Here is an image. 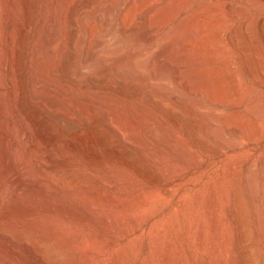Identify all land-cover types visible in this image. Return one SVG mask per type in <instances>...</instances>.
I'll return each mask as SVG.
<instances>
[{"label": "bare ground", "instance_id": "6f19581e", "mask_svg": "<svg viewBox=\"0 0 264 264\" xmlns=\"http://www.w3.org/2000/svg\"><path fill=\"white\" fill-rule=\"evenodd\" d=\"M206 1H207L206 3L198 4L197 0H121L120 13H119V16L116 17L117 24H118L117 26L119 27L116 30V27L113 28V19H112V16L114 14L112 13L113 7L117 6L114 4L116 0H35V4L34 3L32 4L36 6V11L31 10V11H34L35 13L32 12L33 17L30 20V24H29V30H30L29 36L30 37L28 36L29 38L28 40H27V37L25 38L28 41V45H25L27 46V49H28V51L26 52L28 56L24 58L26 59V66L28 69V74L27 76L25 74V76L28 77V81L26 77L25 79L27 82H29L28 83V87L30 89L29 96L32 102L29 104L31 105V109H28V110H31V112L27 110L29 112L27 113L25 112V109L22 107L24 105L20 104V102L22 101L21 97L24 91L22 92V89L20 90L17 87L18 80H16V75L14 74L16 72V66L18 65L16 64V59H19L16 57L18 55L21 56L20 55L21 53L19 52L20 47L16 48L17 45H15L16 44L15 36L17 35L14 33V27L16 26H14L13 23L15 21H13L12 23L11 21L12 19L10 18L11 16L9 17L11 20L6 19L8 17L4 18L2 16L3 15L1 11L2 0H0V116L4 120L5 129H6L5 130L6 133H3V134L7 135V136L1 135V137L5 136L9 144L8 150H5V151H8L10 156H13V158L17 160L16 162L19 163V164L16 163L17 165H19V168L16 167L18 168V170L16 168L13 169V171H15V169L17 170L15 171L16 173L12 174L11 172V176H8L9 177L8 180L6 179L5 182L4 180L2 183L0 182V210L4 214L6 213L5 214L6 219L5 218L0 219V258L7 257V259L5 260L8 261L9 259L10 261L8 262H11L12 264H21L23 253L27 252L36 264H80L81 263L80 261L77 262L73 260L72 256H74L73 255L74 251L71 256V253H68V251H64L61 249L65 247L64 241L56 242L58 241L57 239L54 241L55 238H58L60 237V235H62L60 234L61 232L59 233L60 235H57V233H54V232H51L52 234L50 235L43 234L41 231H39V228H37L38 229L37 231L31 229L30 228L32 226L31 224V226H29V228L26 229L27 230L26 233L29 234V237H25V235L20 230L17 229V226L23 223L24 224L32 223L36 216H34V214L31 212L33 215L25 213L22 216V218L20 217V219H18L17 217V219H15L14 218L15 216L14 217L10 216L7 210L11 209L12 204L15 205L17 203L18 199L20 198V192L22 191V190L20 191V189L22 188L23 184L33 188V186L36 184L35 180L37 179L38 176L43 178V183H41L42 180L41 181L38 179L37 180L40 181L41 185L43 184L42 186L44 187L43 189H45L44 191L47 190L50 193L65 189L68 185V183H66L67 185H65L66 186L65 187L63 186V184L55 183L49 178V176H47L44 173L46 172L45 170H49L50 172L58 171L57 169L59 165L58 161L60 160V157H63V156L55 152L58 149L53 151L54 145L51 147L52 150L46 151L45 149H43L45 150L46 153H44L42 149H39L40 143L37 141L38 139L36 140L35 138L39 136V137H44L45 139H47L46 138L48 136L47 128L48 129L51 128L48 126L47 128H44L45 127L44 120L46 119H44L45 117L42 119V110H44L43 107L44 108L47 107L50 110H53L55 112L57 111V113L64 112L65 114L71 117L77 114V117L78 116L85 117L87 121H92V122L93 120L95 121L98 119L95 113L97 112L96 107L98 108L103 107L109 118L108 120L110 121V123L112 124V126L114 127V129L116 130L118 134V135L114 134L118 136V139L117 137H114L117 140L112 142L113 145L111 144L112 145L111 149L114 152L113 154H117L120 158L122 156H125L130 161L132 169H134L139 175L137 176L138 178L136 177V179L132 180L131 182L132 184L131 194L133 193L135 195V198H137V201H138L136 202L139 203L138 205L140 207H143V212H144V207L148 208L146 206L151 205V204L153 205L156 202H159L160 209L159 210L157 209L158 212L156 213H154L152 210L153 214L147 215L145 218L140 220V218L142 217H140L141 215H139L140 211L138 209H141L139 207L138 209H135L137 210V213L139 211V213L137 214L138 216H135L136 213L134 216H129L130 214L126 215V213L125 214L122 212L120 213V211L119 213L115 212V213H118L116 215L115 213L110 215L111 213L108 214L101 208L94 206V204L96 203H94L93 205L91 204L90 206L89 204H87V202L84 201L85 203L84 204L82 203V204L87 209V211L92 215V217L93 216L97 218L99 217L102 223L105 224V226H107L108 224L110 225L114 224L117 227H120V228L122 227L124 231L123 234H119V235L111 233V236L106 241L102 239V241L104 240V242H102V246H100V242L91 243L88 241L86 242V244H81V245H77L76 243L77 247L75 249L83 253V259L85 263L86 264H102L104 262V260L101 258V255L100 257L97 255V258L94 259L95 257L89 254V253L99 254L100 253L99 251H101V249H99V246L100 248L101 247L110 248L111 250V248H116L117 246H119L121 242H124L126 245H128L130 243L133 244L134 241H140V240L142 241L144 238L151 237V236H153V241H151L152 242L151 250L149 251L147 250V252H144L143 256L145 255L146 260L148 258V260L154 264H208V262L212 264L213 262L216 264H229L231 258L233 260V264H254L255 263L254 256H256L255 252H256L257 247L256 245L252 244L251 233L249 232L247 227L242 222V219H243L242 218V214H243L242 213L243 212L242 202L243 201L239 193L232 192L233 186H229L227 183L228 179H230L233 176V168H234L233 166L234 165L231 166L229 164L230 166H228V168L223 169L224 170L223 175L217 174L216 178L213 181H210L207 176V174H210L208 172L210 170L209 165H207L205 162L200 160L199 154L196 151V149L193 150L192 147L191 149L187 147L188 145L186 146L185 144H183V142L181 141L182 134L180 135L181 136V139H180L173 131H171L174 125L172 127L171 125L168 126L169 128L171 127L170 130L165 129V127L163 128L161 124L159 126L158 124L153 123L154 124L153 125L151 124V122H149V118L151 117L146 118L148 114H146L145 112H144L145 114L141 113L139 110L140 108H138L140 105V104L138 105V103L141 102L140 101L141 96L139 94L141 90L139 91L138 89H136L137 88L136 80L139 78H142V80L143 78H145L148 85L150 84V86H153L155 88L156 92H154V95L155 93L158 92V95L155 96L156 101L158 100V103H160L163 106H165L164 100H163V98L165 97L168 100H172L175 104H179V106L189 105L192 108V110L195 111V113L196 112H202V113L207 112V113H211L212 116L213 115L222 116V113L225 112L224 109H227L228 107L239 108L242 105V98L243 96H245V94H248V92L243 94L237 85V81L239 79L237 78V74L235 73L233 69L234 63L232 59L230 58L229 53L226 50V47L231 46L237 51V53L240 55L241 59L243 60V63H245L248 66L247 68L250 70L249 73L255 72L254 69L252 68L253 65H251L249 54L252 51L254 52L253 46H252L253 44L257 43L259 39H262L264 41V25L259 20H255V21L247 20V21H241L237 23L235 26H233L232 28L228 29L224 25V20L222 16L223 13L221 14L222 11H220L221 8H219V6L215 4H212L210 0H206ZM10 2L11 0L9 1V3ZM23 2L25 3L26 13L30 12L31 3L29 2V0H24ZM11 4L12 5L16 4V2L11 3ZM35 6H32V9L33 8L35 9ZM238 6L236 7L234 5H231V3L226 4V8L233 14L239 13ZM15 9L16 8H14V10ZM15 11H13L14 14L12 15H15V13L17 14V10ZM23 12L25 11H22V13ZM111 13H112V16H111ZM132 15H137L138 19L136 18L137 21L135 23H133L134 21H131L133 24L132 23L130 24L129 18ZM17 17L19 19V16ZM18 19L16 21L21 22ZM22 25L23 24H21V26ZM19 26L20 25L18 24L17 28ZM141 26H144L149 29H152L156 26L158 27L168 26L169 31L162 38L163 40H161L160 42H159L160 39L156 40L157 44H155L152 50L141 51V50L135 49L132 54L128 52L131 55L124 57V59L121 62L116 64L117 66H115L114 64L115 62L108 60L109 63L110 62L113 63L114 64L113 66L116 67L114 71L116 73L115 80L110 79L112 77H110L109 74L107 75L105 71H101L103 68H101V70L99 69V72L97 71L96 73H94V70H96L95 68L97 66L98 67L103 66V65L99 66L100 63L103 64L102 63L103 60H107L108 58L114 56L116 52L121 51L122 45L127 40V38L132 37L133 39H135V35L137 34L136 31ZM25 29H26L25 27H22V31H23L22 34H25L24 33ZM149 29L148 30L146 29V30L149 32L150 31ZM146 30L144 29V31ZM140 35L142 36V34ZM150 35L151 37L155 39V36H156L155 32L150 31ZM150 35H147V36H150ZM136 38H137V35H136ZM147 39L149 38L147 37ZM135 40L138 41V39H135ZM20 41L22 42V40ZM130 41L128 40L127 42L129 43ZM21 42H20V45H21ZM127 42H125V44ZM69 46L73 48L74 53H73V56H71L72 58L70 60L68 58V61L65 56L66 58L65 61H67L66 62L67 64H66L65 69L61 71L60 64L63 62V59L61 58L62 62L60 63L61 61L60 57H61L62 52L64 50L66 51L67 47ZM136 48H140L139 45L137 47V44H136ZM123 50H125V47L122 49V51ZM235 50L233 51L235 52ZM258 51H261V49L260 50L258 49ZM23 54H25V52ZM67 54L69 53H66V55ZM258 54L259 53H257V55ZM234 55L235 54H233V56ZM62 57L64 58V56ZM254 57H255V54H254ZM153 59L154 61L157 60L159 67H156V68L158 69H154L152 67ZM99 61L101 62L99 63V65H97V62ZM63 63L62 65L64 67L65 62ZM111 66H110V71L112 70ZM107 69L109 70V68ZM261 72L264 75V71L262 69H261ZM240 73H241V70H240ZM115 75H112V76H115ZM255 77H257V75ZM263 77L264 76H262V78ZM240 79H243V78H240ZM22 80L25 82L24 79ZM256 80L258 81V79ZM239 82H241V80ZM256 86L258 87V85ZM10 87H13L12 91H9ZM136 90H138L139 93ZM52 91L53 92L56 91L62 103H59V101H57L58 103H56L52 100L53 98L51 94L56 95ZM127 92H129L132 96H135V97L131 98L132 103L129 102L127 98V101L130 104L125 105L122 103L123 102L122 98H125L124 96L126 97L128 96ZM141 93L143 95L146 94V93H143V91ZM160 93L163 95H161ZM198 96L205 97L210 103L215 105V109L205 110L206 107L204 106V103L206 102L205 100L199 98ZM257 96H260V95L258 94ZM129 97L131 96L129 95ZM145 97L146 96H144V98ZM125 100L126 99H124V101ZM146 100H148V98ZM144 102L146 103V101ZM25 103L26 101L24 102V104ZM141 103L144 106L143 101ZM147 105L149 106V104ZM117 106L123 107L122 109H124L123 112H125V114L131 113V114H135L139 116L140 121H143L144 125L141 123V126L142 125L143 126L139 127L136 124L137 122H134V120L133 121L131 120V123L128 124V121L126 122L124 117L122 116L123 114L119 112L120 110L116 109ZM69 107L70 108L72 107L74 109V112L72 111L73 109L71 108L72 110H70ZM143 109H146V108L143 107ZM174 109H177V108H174ZM262 110H264V104H263V107L262 105L260 106L256 103L252 104V112H254V114L256 113L258 116H260L259 114H261ZM177 111L179 110L177 109ZM169 112H170L169 117L173 121V124L176 123L178 124V126L181 125V126H184L185 128L187 127V123H185L182 116L179 115L178 112H174V110H169ZM187 113L189 112L187 111ZM240 114L241 112L239 109L234 111L231 114L230 118L232 119V121L228 125L227 129L220 126L219 123L218 124L214 123L215 126H205L201 128L198 131V135H196L197 137L199 136L202 140H205L208 137L209 139H212L216 143L213 147H208V145L206 144L207 148H210V149H205L204 147L202 148H204V152L208 151L207 154L209 153L208 155H210L213 158V160H215L214 165L219 170L221 167V163L223 162L225 152H234L238 148H241V147L243 148V146H248L250 148V146L255 144L256 138L261 132L260 128L262 126L260 128L259 126L256 127L254 123H251L252 121L247 122L246 118H245L246 121H244L245 119H243V121L238 120ZM51 115L52 114H50V116ZM262 115L264 116V114ZM157 118L159 119L160 117L158 116ZM82 119L81 121L84 120ZM150 121L152 120L150 119ZM187 121H189V119H187ZM162 122H159V123H162ZM170 123L171 122H169V124ZM2 124L0 128L2 127ZM188 125H190L191 127V124L188 123ZM175 130L177 131L178 129H175ZM1 131H0V134H1ZM83 132H86V131H83ZM74 133L76 132L74 131ZM88 133L87 135H89ZM184 133L185 132L183 130V134ZM79 134H81L80 131H79ZM87 135L85 134V137H87ZM80 136H82V134ZM82 137H84V135ZM114 138L112 140H114ZM50 139H52V137H50ZM61 139H64V138H61ZM75 139L77 138L75 137ZM88 139L86 141H93L96 138L94 139L92 138L93 140L92 139L88 140ZM55 140L56 139H54V141ZM57 140L60 141V139H57ZM245 140L247 143L245 142ZM25 141L26 142L28 141V145H30V148L32 150H37V151L38 149L42 150L44 154L42 153L43 155L40 157L39 160L37 159L38 157L36 158L37 160L35 161L32 158L26 157L27 154L23 151L26 148L25 143H24ZM70 141L72 143V139ZM98 141L100 142L99 139ZM206 141L207 140H205V142ZM59 143H61V141ZM93 143L95 144V142ZM107 143L110 144L109 141ZM43 144L45 143H42V145ZM47 144L48 145L51 144V140H50V143L48 142ZM85 144L87 143L85 142ZM72 145L74 146L73 143ZM72 145L71 147H73ZM204 145L205 143L203 142V146ZM75 146L73 148H75ZM71 147L69 149H72ZM80 148L81 147H79V150ZM132 148L133 150L135 149L136 151H138V153H140L141 158H135L132 155L133 153ZM1 149H3V147ZM87 149L89 150V152L94 151L93 148L91 149L92 151H90L89 147ZM105 149L107 150L106 147ZM112 150L110 151L112 152ZM22 151L25 153V155L23 154ZM67 151L68 150H65L64 152H67ZM165 152L169 154L168 157L166 156ZM202 152H203V149H202ZM95 153L96 155H98L97 152ZM100 154L101 152L99 153V155ZM38 155L36 153V156ZM32 156L33 155L31 154L30 157ZM75 157H74V160H76ZM65 158H61V160H64ZM90 158H93V157L91 156ZM120 158L118 159L119 161H120ZM11 159L12 157L9 159V162L13 164L12 161H10ZM93 159L95 160V158ZM2 160H5V159H1V162ZM74 160L69 159L67 157L64 160V163H62V165L66 164L69 168H73V166L75 165ZM6 162H8L7 159H6ZM8 164L5 163V165H8ZM81 164H85V163L81 162ZM0 165H2L1 167H3V163H0ZM82 166L84 167V165ZM6 167L3 170L1 168V170L2 171L5 170L6 172ZM87 167L88 165L86 166V168ZM81 168L82 167H79L77 169L80 170ZM9 169H10V166H9ZM75 169L73 170L75 171ZM89 169H90V166L89 168L83 169V170L87 171ZM93 169L95 168L93 167ZM122 169L123 168H121V170ZM10 170L12 171V169ZM96 172L97 171H95L94 174H96ZM83 173L80 172L79 174H83ZM91 173H93V171ZM62 174L65 175L66 173H62ZM122 174L121 175L119 174L120 176L118 177H121ZM8 175H9V172H8ZM2 176L3 175H1V177ZM73 177H75L73 179H77L76 178L77 175L76 176L74 175ZM87 177H88V172H87L86 178ZM218 177H221L222 179H219ZM100 179L102 181L104 179L103 176L102 178H99V180ZM105 179H106L105 181L108 184H111L109 178L107 179L105 177ZM112 179L114 180V178ZM72 181H69L70 186H72L71 184ZM78 181L80 182L81 179L79 180L78 178ZM105 181H103V184ZM126 182H127V179H126ZM87 184L88 183L86 182L84 184L82 183L81 185H83L84 187H81L77 183L76 184L73 183V186L70 187V189L67 187L68 192L66 191L67 192L66 194L69 197L71 196V194H73L72 196H75L79 194L80 191L83 190L84 188H87V191L85 190V192H82V193H85V194L90 193L91 190L90 192H88L89 190H88V187L86 186ZM91 184L92 183H90V185ZM96 184H98V182ZM90 187L91 186H89V189H92V191L94 192V189ZM92 187H94L93 184H92ZM99 187L101 188V186ZM125 188L127 189V187ZM110 190H106V191H110ZM64 192H63V195H64ZM97 192L98 190L95 191V193ZM85 196L86 195H84V197ZM82 197H83V194H82ZM107 198H105V200ZM128 199L131 201L129 197ZM94 202H97V201H94ZM3 204L5 206H3ZM98 204L99 206L101 205L100 202ZM132 204H133L132 202H131V205L129 204L130 207L132 206ZM9 205H10V208H8ZM37 205H40L42 207L41 202H38ZM75 207L77 208V206ZM132 207L135 208V206H132ZM124 208H126V205ZM81 209H83V207ZM103 209H106V208H103ZM255 209L257 211V207ZM135 210H133L132 212L134 213ZM86 212L85 213L83 212V214H86ZM82 216L84 215H81V217ZM82 218L84 219V217ZM92 222L93 220L91 221V223ZM46 223L47 222H45V224ZM262 227H264V224ZM98 234H95V236ZM101 234L103 235L104 233H100V235ZM86 239L89 240L88 237H86ZM68 241L71 243V240L68 239ZM123 247L126 248V246H123ZM133 247L136 248L135 246ZM125 253L127 252H124L123 255ZM128 257H127V260H129ZM83 259H82V263L84 262ZM109 259H111L112 264H120V261L117 255L116 257L113 256Z\"/></svg>", "mask_w": 264, "mask_h": 264}, {"label": "rangeland", "instance_id": "374dc122", "mask_svg": "<svg viewBox=\"0 0 264 264\" xmlns=\"http://www.w3.org/2000/svg\"><path fill=\"white\" fill-rule=\"evenodd\" d=\"M9 1L10 0H2V4H1V11H2V16L4 17V18H6V17H8V18H6V19H9V20H11L12 21V23H13V21H15L14 23H13V25L14 26H16V27H14V33L15 34H17L16 36H15V45H17L16 46V48H18V47H20L19 48V52L21 53L20 55L21 56H17L16 58H19V59H16V64H18L17 66H16V72L14 73L15 75H16V80H18L17 82H18V88L21 90L22 89V92H23V95H22V101L20 102V104L21 105H24V106H22L24 109H25V112H27V113H29L28 111H30L31 112V110H28V109H31V105H29L30 103H32L31 102V100H30V96H29V94H30V89H29V87H28V83L29 82H27L28 81V77H26L27 76V74H28V69H27V66H26V59H24V58H26L27 56H28V54L26 53L27 51H28V49H27V46H25V45H28V36L30 35V30H29V24H30V20L32 19V17H33V13H35L34 11H36V6L34 5L35 4V0H32V1H30L29 0V2L31 3V9H30V12H27L26 13V10H25V3L23 2L24 0H22V1H20V0H14V1H12L11 0V2L9 3ZM20 1V2H19ZM216 1V2H215ZM218 1V2H217ZM16 2V4H11V3H15ZM207 1L206 0H197V3L198 4H203V3H206ZM210 2H212V4H215V5H217V6H219V8H221L220 9V11H222L221 12V14H222V16H223V20H224V25H225V27L226 28H228V29H230V28H232L233 26H235L237 23H239V22H241V21H255V20H259L261 23H263V25H264V0H214V2H213V0H210ZM222 2H223V4H222ZM226 2V3H225ZM17 3H18V5H17ZM32 3H34V4H32ZM227 3H231V5H234V6H238L239 7V9H238V11H239V13H241V14H237V13H231L227 8H226V4ZM115 5H117V6H114L113 7V11H112V13H114L113 14V16H112V13H111V16H112V19H113V28H115L116 27V30L118 29V27L119 26H117L118 24H117V18L116 17H118L119 16V13H120V9H121V0H116V2L114 3ZM236 4V5H235ZM223 5V6H222ZM22 6H23V8H22ZM32 6H35V9L33 8L32 9ZM224 7H225V9H224ZM10 8H12V9H10ZM14 8H16L15 10H17V14L15 13V15H12V14H14L13 13V11H15L14 10ZM244 8V9H243ZM23 9V10H22ZM222 9H224V10H222ZM241 9V10H240ZM31 10H34V11H31ZM116 10V11H115ZM225 10H226V12H225ZM227 10H228V12H227ZM6 13H4V12ZM12 11V12H11ZM22 11H25V12H23L22 13ZM16 12V11H15ZM33 12V13H32ZM11 13V14H10ZM26 13V14H25ZM32 15H31V14ZM242 13H243V15H242ZM225 14V15H224ZM232 14V15H231ZM5 15V16H4ZM19 16V19H18V17L17 16ZM116 15V16H115ZM11 16V17H10ZM14 16V17H13ZM28 18H27V17ZM30 16V17H29ZM135 16V17H134ZM225 16V17H224ZM228 18H227V17ZM11 19H10V18ZM19 20V21H21V22H18V21H16L17 19ZM25 17V18H24ZM14 18V19H13ZM27 18V19H26ZM132 18V19H131ZM138 19V16L137 15H132L130 18H129V22H130V24L132 23L131 21H134L133 23H135L136 21H137V19ZM237 18V19H236ZM243 18V19H242ZM29 19V20H28ZM253 19V20H252ZM28 22H27V21ZM115 20V21H114ZM226 20H228V21H226ZM235 20H236V22H235ZM25 21V22H24ZM17 22V23H16ZM116 22V23H115ZM229 22V23H228ZM26 24V26H25V24ZM132 23V24H133ZM232 23H234V24H232ZM18 24L20 25L18 28H17V26H18ZM21 24H23L22 26H21ZM227 24V25H226ZM21 27V28H20ZM22 27H25L26 29H25V34H22L23 33V31H22ZM141 28H143V29H141ZM144 29L146 30H148L149 28H146V27H144V26H141L137 31H136V35H137V38H136V35H135V39H138V41L137 40H135V39H133L132 37H129V38H127V40L125 41V42H127L128 40L130 41L129 43L127 42L126 44H125V42L123 43V45H122V49L125 47V50H123L122 51V49H121V51H118V52H116V54L114 55V56H112V57H110V58H108L107 60H103L102 61V63L103 64H101L100 62L101 61H99V62H97V65H99V63H100V65L99 66H101V65H103V66H101V67H98L97 65H95V66H97L95 69L96 70H94V73H96L97 71L99 72V69L101 70V68H103L101 71H105L106 73H107V75L109 74V76L110 77H112V78H110V79H112V80H115V77H116V73L114 72L115 71V66H117L116 64H118L119 62H121L123 59H124V57H127V56H129V55H131L133 52H134V50L135 49H138V50H141V51H149V50H152L153 49V47L155 46V44H157L156 43V40L157 39H160L159 40V42L161 41V40H163L162 38L166 35V33L169 31V27L168 26H160V27H158V26H156V27H154V28H152V29H149L151 32L153 31V32H155V34H156V36H155V39L153 38V37H151V35H150V31L148 32L147 30L146 31H144ZM18 30V31H17ZM20 30V31H19ZM115 30V29H114ZM27 31H28V33H27ZM142 31H144V32H142ZM19 32V33H18ZM116 33V32H115ZM142 34V36L140 35V34ZM146 34V35H145ZM21 35H22V37H21ZM139 35V36H138ZM145 35V36H144ZM147 35H150V36H147ZM19 37V38H18ZM27 37V40L25 39ZM30 37V36H29ZM138 37H140V38H138ZM145 37V38H144ZM147 37L149 38V39H147ZM151 37V38H150ZM21 38V39H20ZM24 38V39H23ZM18 39H20V40H22V42L20 41V40H18ZM135 40V41H134ZM140 40H141V42H140ZM146 40H147V42H146ZM17 41V42H16ZM20 42H21V45H20ZM137 42V43H136ZM139 42V43H138ZM263 42V43H262ZM17 43H19V44H17ZM24 43V44H23ZM124 44H125V46H124ZM136 44H137V47H138V45H139V47L140 48H136ZM152 44V45H151ZM128 45V46H127ZM260 45H261V47H260ZM263 45V46H262ZM124 46V47H123ZM135 46V47H134ZM144 46V47H143ZM253 46V50H254V52L252 51L250 54H249V58H250V62H251V65H253L252 66V68L254 69V71L255 72H251V73H249L250 72V70L247 68L248 66L245 64V63H243V60L241 59V57H240V55L237 53V51L233 48V47H231V46H227L226 47V50H227V52L229 53V56H230V58L232 59V61H233V63H234V71H235V73L237 74V78L239 79H237L238 81H237V85H238V87H239V89H240V91L244 94V93H247L248 92V94H245V96H243V98H242V105L239 107V108H233V107H228L227 109H224V111L225 112H223L222 113V116H212V114L211 113H202V112H196L195 113V111H193L192 110V108L189 106H186V105H183V106H179V104H175L172 100H168L167 98H163V100H164V104H165V106H163V105H161L160 103H158V100L156 101V95H158V92L157 93H155V95H154V92H156V90H155V88L153 87V86H150V84L148 85V83H147V81L145 80V78H143V80H142V78H139V79H137L136 80V82H137V88L136 89H138L139 91H140V93L138 92V90H136L139 94H140V101L142 102L143 101V104H144V106L142 105V103L140 102V103H138V105H139V107L138 108H140L139 110H140V112L141 113H143V114H148V116H146V118H149V117H151V118H149V122H151V124H158L159 126H160V124H161V126L164 128L165 127V129H167V130H170L171 129V127L173 128V129H171V131H173L180 139H181V136H182V139H181V141L183 142V144H185L187 147H189V148H193V150H195L196 149V151L198 152V154H199V158H200V160L201 161H203V162H205L207 165H209V173L210 174H207V176H208V179L210 180V181H213L215 178H216V175L218 174V175H223L224 174V168H228V166H232V165H234L233 167V176L230 178V179H228V185L229 186H233V188H232V192L234 193H239L240 194V196H241V199H242V203H243V214H242V222H243V224L247 227V229L249 230V232L251 233V238H252V244H254V245H256V252H255V255L256 256H254V258H255V260H254V264H264V229H262V228H264V227H262L263 226V224H264V217H263V215H264V205H263V203H264V116L262 115V114H264V110H262L261 111V114H259L260 116H258L256 113L254 114V112H252V104H258V105H262V107H263V104H264V98H263V96H264V77L262 78V76H264L263 74H262V72H261V69L264 71V52H262V51H264V41L262 40V39H259L258 41H257V43H255V44H253L252 45ZM259 46V47H258ZM22 47V48H21ZM128 47V48H127ZM131 48V50H130V48ZM263 47V48H262ZM69 48V49H68ZM151 48V49H150ZM255 48V49H254ZM20 49H22V50H20ZM26 49V50H25ZM144 49V50H143ZM232 49V50H231ZM257 49V50H256ZM258 49L260 50L261 49V51H258ZM25 50V51H24ZM233 50H235V52L233 51ZM23 51V52H22ZM73 51V52H72ZM128 53V52H130V53H126V52ZM132 51V52H131ZM258 51V52H257ZM25 52V54H23ZM120 52V53H119ZM122 52V53H121ZM256 52V53H255ZM64 53V54H63ZM66 53H69V54H67L68 55V57H67V55H66ZM73 53H74V50H73V48L71 47V46H69V47H67V49H66V51L64 50L63 52H62V54H61V57H60V60H61V58L63 59V62H65V66L63 67V65H62V60L60 61V69H61V71L63 70V69H65V67H66V62L68 61V58H69V60L72 58L71 56H73ZM124 53V54H123ZM257 53H259L258 55H257ZM261 53V54H260ZM70 54H72V55H70ZM121 54V55H120ZM127 54V55H126ZM233 54H235L234 56H233ZM254 54H255V57H254ZM126 55V56H125ZM253 56V58H252V56ZM23 56V57H22ZM62 56H64V58L62 57ZM65 56H66V58H67V61H65L66 60V58H65ZM70 56V57H69ZM117 56V57H116ZM236 56V57H235ZM259 56V57H258ZM11 57V56H10ZM20 57H22V58H20ZM122 58V59H121ZM235 58V59H234ZM11 59H13V58H11ZM241 59V60H240ZM254 59V60H253ZM25 60V61H24ZM111 60L112 62H115L114 64H115V66H113L114 64L113 63H109V61ZM156 60V59H155ZM237 60V61H236ZM235 61V62H234ZM117 62V63H116ZM153 63H152V67L154 68V69H158V68H156V67H159V65H158V62H157V60L156 61H154V59H153V61H152ZM155 62V63H154ZM241 62V63H240ZM256 62V63H255ZM263 62V63H262ZM236 63V64H235ZM20 64V65H19ZM64 64V63H63ZM155 66H154V65ZM243 64V65H242ZM255 64V65H254ZM262 66H261V65ZM22 65V66H21ZM112 65V66H111ZM157 65V66H156ZM237 65V66H236ZM106 66H108V67H106ZM110 66H111V71H110ZM239 66V67H238ZM242 68H241V67ZM21 67V68H20ZM262 67V68H261ZM23 68V69H22ZM106 68V69H105ZM107 68H109V70L107 69ZM114 68V69H113ZM238 68V69H237ZM241 68V69H240ZM258 68V69H257ZM18 69V70H17ZM20 69V70H19ZM27 71H26V70ZM105 69V70H104ZM108 70V71H107ZM240 70H241V73H240ZM257 71V72H256ZM22 72V73H21ZM112 72V73H111ZM238 72V73H237ZM246 72V73H245ZM248 72V73H247ZM17 73V74H16ZM112 75H115V76H112ZM255 73V74H254ZM13 74V75H14ZM18 74H19V76H18ZM25 74H26V76H25ZM246 76V78H245V76ZM257 75V77H255ZM22 76V77H21ZM244 76V77H243ZM25 77H26V79H27V81H26V79H25ZM249 77V78H248ZM240 78H243V79H240ZM22 79H24L25 80V82L22 80ZM256 79H258V81L256 80ZM85 80H87V79H85ZM241 80V82H239ZM251 80V81H250ZM20 81V82H19ZM144 83H143V82ZM247 82V83H246ZM19 83H20V85H19ZM24 83V84H23ZM251 83H253V84H251ZM245 84H247V85H245ZM22 85V86H21ZM24 85V86H23ZM256 85H258V87L256 86ZM249 86V87H248ZM255 86V87H254ZM262 86H263V88H262ZM28 89H27V88ZM247 87V88H246ZM12 88V89H11ZM242 88H244V89H242ZM144 89V90H143ZM150 89V90H149ZM152 89V90H151ZM257 89H259V90H257ZM13 90V87H10L9 88V91H12ZM244 90V91H243ZM257 90V91H256ZM50 91V90H49ZM143 91V93H146V94H142L141 92ZM246 91V92H245ZM53 92V91H52ZM51 92V93H52ZM153 92V93H152ZM255 92V93H254ZM53 93H55L56 95H54V94H51V96H52V100L54 101V102H56V103H58L57 101H59V103H62V101L59 99V96H58V94L56 93V91H54ZM162 93V92H161ZM160 93V94H161ZM250 93H252V94H250ZM142 94V95H141ZM254 94V95H253ZM260 95V96H257V95ZM28 95V96H27ZM127 97L126 96H124L125 98H122V100H123V104H125V105H128V104H130L129 102H131L132 103V100H131V98H133V97H135V96H132L129 92H127ZM129 95L131 96V97H129ZM161 95H163V94H161ZM249 95V96H248ZM55 96V97H54ZM143 96V97H142ZM144 96H146L145 98H144ZM151 96H152V98H151ZM253 96H255V97H253ZM26 97V98H25ZM27 97H29V98H27ZM199 98H201V99H203V100H205V102L206 103H204V106L206 107L205 108V110H214L215 109V105H213L212 103H210L205 97H203V96H198ZM253 97V98H252ZM261 97V98H260ZM127 98H128V101H127ZM148 98V100H146ZM55 99V100H54ZM124 99H126L125 101H124ZM256 99H257V101H256ZM152 100V101H151ZM165 100H166V102L168 103H166L165 102ZM26 101V105H27V107H26V105L24 104V102ZM29 103H28V102ZM61 101V102H60ZM127 101V102H126ZM144 101H146V103L144 102ZM148 101V102H147ZM171 102V104H170V102ZM246 101V102H245ZM256 101V102H255ZM22 102H23V104H22ZM120 102V101H119ZM126 102V103H125ZM244 102V103H243ZM260 102H262V103H260ZM121 103V102H120ZM119 103V104H120ZM249 103V104H248ZM146 104V105H145ZM147 104H149V106L147 105ZM150 104H151V106H150ZM160 106H159V105ZM245 104V105H244ZM171 105V106H170ZM146 106V107H145ZM174 106V107H173ZM121 106H117L116 107V109H118V110H120L119 112L121 113V114H123L122 116L124 117V119H125V121L127 122L128 121V124H130L131 123V120L133 121L134 120V122H137L136 124L140 127L141 126V123L144 125V122L143 121H140V119H139V116H137V115H135V114H131V113H129V114H125V112H123L124 111V109H122L123 107H121ZM143 107L144 108H146V109H143ZM160 107H162V108H160ZM171 107H173V108H171ZM184 107V108H183ZM187 107V108H186ZM72 108V107H71ZM70 107H69V109L70 110H72ZM97 108V112H95L96 113V117L98 118L97 120H93V122L92 121H87V119L85 118V117H80V116H78L77 117V114H75V116L77 117H75V116H69V115H67V114H65L64 112H58L57 113V111L55 112V111H53V110H50L49 108H47V107H43V109L45 110H42V119L44 118V119H46V120H44V128H47V126L48 127H51V128H47V130H48V132H47V134H48V136L46 137L47 139H45L44 137H36L35 139L40 143V147H39V149H45L46 151H49V150H52V146H53V151L54 150H57V151H55L57 154H61V156H63V157H60V160H61V158H69V159H72V160H74V157H75V159L76 160H74V162H75V165L73 166V168H69L66 164H63L62 165V163H64V160L66 159H64V160H59L58 161V171H49V170H45L46 172H44L47 176H49V178L52 180V181H54L55 183H60V184H63V186H65V185H67L66 183H68V185H67V187L70 189V187H72L73 186V183L74 184H78V185H80L81 187H84L83 185H81L82 183L84 184L85 182L86 183H88L86 186L88 187V192H90V190H91V192L90 193H87V194H85V193H82V192H85V190L87 191V188H84L83 190H81L80 191V195L79 194H77V195H75V196H72L73 194H71V196L69 197L66 193L68 192V188L66 187L65 189H62V190H59V191H57V192H53V193H50V192H48L47 190L46 191H44L45 189H43L44 187L41 185V183H43V178L42 177H40V176H38L37 177V179L38 180H42L41 181V183H40V181H38L37 179L35 180V185L33 186V188L32 187H29V186H27V185H25V184H23V186H24V188H23V186H22V188L20 189V198L18 199V201H17V203L14 205V204H12L11 205V209H8L7 211L9 212L8 214L10 215V216H12V217H14L15 219H17V217H18V219H20V217L22 218V216L25 214V213H27V214H31V215H33L34 214V216H36L35 217V219L33 220V222L32 223H28V224H19V226H17V229L18 230H20L24 235H25V237H29V234L28 233H26V229L27 228H29V226H31V224H32V226L30 227L31 229H33V230H38L37 228H39V231H41L43 234H48V235H50V234H52L51 232H54V233H57V235H60V234H64L63 236L62 235H60V237H58V238H55L54 239V241L57 239L58 241H56V242H65V247L64 248H61L62 250H64V251H68V253H71V256H72V253H73V251H74V256H72L73 257V260L74 261H77V262H81L82 263V259H83V253L82 252H80V251H77L75 248L77 247V245H81V244H86V242H91V243H94V242H100V246H102V242H104V240L106 241L110 236H111V233H114V234H123V228L121 227H117L116 225H114V224H108L107 226H105V224H103L102 223V221L100 220V218L98 217H92V215L87 211V209L84 207V203L85 202H87V204H89L90 206H91V204L93 205L94 203H96V204H94V206H96V207H99V208H101L102 210H104L105 212H107L108 214H110V215H112V214H114L115 212H118L119 213V211H120V213L122 212V213H126V215H129V216H134L135 215V213H136V215L135 216H138L137 214L139 213V211H140V213H139V215H141L140 217H142V218H140V220L141 219H143V218H145L147 215H150V214H153V212L154 213H156V212H158V210L160 209L159 207H160V205H159V202H156V203H154L153 205L151 204V205H148V206H146V207H148V208H145L144 207V212H143V207H140L138 204L139 203H137L138 201H137V198H135V195L132 193L131 194V189H132V184H131V182H132V180H135L136 179V177L137 176H139L138 175V173L134 170V169H132V166H131V164H130V161L125 157V156H122L121 158L117 155V154H113L114 152H113V150L111 149V146L113 145V143L112 142H114V141H116L117 139H118V134H117V132H116V130L114 129V127L112 126V124L110 123V121L108 120L109 118H108V116H107V113H106V111H105V109L103 108V107H96ZM149 108V109H148ZM152 108V109H151ZM166 108V109H165ZM168 108V109H167ZM174 108H177L179 111H177V109H174ZM181 110H180V109ZM183 108V109H182ZM246 108V109H245ZM157 109H159V110H157ZM164 109V110H163ZM187 109V110H186ZM240 110V112H241V114H240V116H239V119L238 120H240V121H243V119H247V122L249 121H252L251 123H254L255 125H256V127H258L259 126V128L261 129V132H260V134L257 136V138H256V142H255V144L254 145H252V146H250V148L248 147V146H243V148L241 147V148H238L236 151H234V152H225V155H224V158H223V162L221 163V167H220V170L219 169H217V167L214 165V161L215 160H213V158L210 156V155H208L207 154V152L208 151H205L204 152V148L205 149H210V148H207V146H206V144L208 145V147H213L216 143L212 140V139H209L208 137H207V139H205V140H207L206 142H205V140H202L199 136V138L196 136V135H198V131L201 129V128H203V127H205V126H215V124L217 123H219L220 124V126H222L223 128H226L227 129V127H228V125L231 123V121H232V119L230 118V116H231V114L234 112V111H236V110ZM28 110V111H27ZM47 110V111H46ZM98 110H99V112H98ZM169 110H174V112H178L179 113V115H181L182 116V118H183V120L185 121V123H187V127L185 128L184 126H181V125H179L178 126V124H173V121L171 120V118L169 117L170 116V112H169ZM51 111V112H50ZM73 112H74V109L72 110ZM101 111V112H100ZM149 112V113H147V112ZM157 111V112H156ZM165 111H166V113H165ZM181 111V112H180ZM187 111L189 112V113H187ZM44 112H45V114H44ZM145 112V113H144ZM185 112V113H184ZM191 112H192V114L194 115H192L191 114ZM250 112V113H249ZM47 113V114H46ZM52 114L51 116H50V114ZM62 113V114H61ZM162 113V114H161ZM195 113V114H194ZM200 113H202V114H200ZM243 113V114H242ZM54 114V115H53ZM58 114V115H57ZM125 114V115H124ZM155 114V115H154ZM184 114H186V115H184ZM197 114H199V115H197ZM247 114V115H246ZM56 115V116H55ZM64 115V116H63ZM68 117H67V116ZM103 115V116H102ZM134 117H133V116ZM151 115V116H150ZM185 117H184V116ZM190 115V116H189ZM209 115V116H208ZM102 116V117H101ZM127 116V117H126ZM128 116H130V117H128ZM136 116H137V118H136ZM155 116V117H154ZM160 117V118H162V119H158L157 117ZM208 118H207V117ZM253 116H254V118H253ZM107 117V118H106ZM168 117V118H167ZM204 117V118H203ZM210 117H212V118H210ZM249 117H250V119H249ZM84 120H83V119ZM130 118V119H129ZM207 118V119H206ZM76 119V120H75ZM81 119L83 120V121H81ZM96 119V118H95ZM135 119H137V120H135ZM150 119L152 120V121H150ZM167 119V120H166ZM187 119H189V121H187ZM204 119V120H203ZM206 119V120H205ZM215 119V120H214ZM218 119V120H217ZM246 119L244 120V121H246ZM252 119V120H251ZM254 119H255V121H254ZM260 119V120H259ZM79 120V121H78ZM139 120V121H138ZM157 121V122H155V121ZM207 120H209V121H207ZM223 120V121H222ZM259 120V121H258ZM107 121H109V122H107ZM163 121V122H162ZM218 121V122H217ZM159 122H162V123H159ZM169 122H171L170 124H169ZM192 122V123H191ZM258 122V123H257ZM3 123V124H2ZM188 123L189 124H191V127H193V128H191L190 127V125H188ZM203 123V124H202ZM205 123V124H204ZM210 123V124H209ZM215 123V124H214ZM261 123V124H260ZM1 124H2V127L0 128V131L1 130H3V131H1V134H0V137H1V135H6V134H3V133H6V129H5V124H4V120L2 119V117L0 116V126H1ZM48 124V125H47ZM153 124V125H154ZM166 124V125H165ZM207 124V125H206ZM214 124V125H213ZM142 125V126H143ZM171 125V127L169 128L168 126H170ZM194 125V126H193ZM198 127H197V126ZM203 125V126H202ZM112 126V127H111ZM141 126V127H142ZM201 126V127H200ZM196 127V128H195ZM195 128V129H194ZM175 129H178L177 131L175 130ZM193 129H194V131H196V132H194L193 131ZM183 130H184V134H183ZM50 131H52V132H50ZM74 131L76 132V133H74ZM78 131V132H77ZM79 131L81 132V134H82V136L84 135V137H82V136H80L81 134H79ZM83 131H86V132H83ZM179 131V132H178ZM55 132V133H54ZM89 132V133H88ZM194 132V133H193ZM52 133V134H51ZM87 133L90 135H87ZM196 133V134H195ZM85 134L87 135V137L89 138V137H91V135H92V137L91 138H87V137H85ZM114 134H117V135H114ZM182 134V135H181ZM194 134V135H193ZM50 135V136H49ZM73 135V136H72ZM75 135V136H74ZM181 135V136H180ZM186 135V136H185ZM7 136V135H6ZM54 136V137H53ZM82 137V138H80V137ZM108 137V139H107V137ZM186 138H185V137ZM49 137V138H48ZM50 137H52V139H50ZM58 137V138H57ZM75 137L77 138V139H75ZM78 137H79V139H78ZM114 137H117V139H115ZM186 139H184V138ZM260 137V138H259ZM41 138V139H40ZM47 141H45L44 139ZM61 138H64V139H61ZM85 138V139H84ZM94 138H96V139H93ZM100 140V142L98 141V139ZM106 138V139H105ZM114 138V140H112ZM195 138V139H194ZM3 139H5V140H3ZM7 138L5 137V136H2L1 138H0V163H3V167H1L2 165H0V167L2 168V170L3 169H5V167H6V172H5V170L4 171H2L1 170V168H0V177H1V175H3L4 176V178H3V176L0 178V179H2V180H0V182L2 183L3 182V180H4V182L6 181V179L8 180V176H11V172H12V174L13 173H16L15 171H17L18 170V168H19V165H17V164H19V163H17L16 161V159H14L13 158V156H10V154L8 153V151H5V150H8V148H9V144H8V141L6 140ZM54 139H60V141H61V143H59L60 141L59 140H57V141H59V142H57L56 140L54 141ZM72 139V143L74 144V146H75V144L77 143L78 144V146L79 147H81L80 148V150H79V147L77 146V144H76V146H75V148H73L74 146L72 145V143H71V140ZM93 140V141H86V140ZM103 139H105V140H103ZM110 139V140H109ZM50 140H51V144H49V145H51V146H49L47 143L49 142L50 143ZM64 141V143H63V141ZM67 140H68V142H67ZM82 140H84V141H82ZM96 140V141H95ZM103 140V141H102ZM112 140V141H111ZM190 141V142H188V141ZM41 141V142H40ZM70 141V142H69ZM76 141V142H75ZM78 141H80V142H78ZM109 141V143L110 144H108L107 142ZM202 143H200V142ZM210 141V142H209ZM2 142H3V144H2ZM7 142V143H6ZM54 142V143H53ZM57 142V143H56ZM85 142L88 144H85ZM93 142H95V144L93 143ZM185 142H187V143H189V144H187V143H185ZM197 142H198V144H197ZM203 142L205 143V145L203 146ZM245 142H246V140H245ZM244 142V143H245ZM25 143V149L23 150L27 155H26V157L28 158H32V159H34V161L35 160H39L40 159V157L44 154V153H46L45 152V150H43V152H42V150H39L38 149V151L37 150H32L31 148H30V145H28V141L26 142H24ZM42 143H45L46 144V146H47V148H46V146H45V144H43L42 145ZM62 143H63V145H62ZM68 145H67V144ZM83 145H82V144ZM90 143V144H89ZM92 143V144H91ZM96 143H97V145H96ZM101 143V144H100ZM175 143V142H174ZM209 143V144H208ZM211 143V144H210ZM247 143V142H246ZM245 143V144H246ZM61 144V145H60ZM81 146H80V145ZM103 144V145H102ZM108 144V145H107ZM112 144V145H111ZM192 144V145H191ZM197 144V145H196ZM5 145H7V146H5ZM27 145H28V147L31 149H29L28 147H27ZM60 147H59V146ZM71 145L73 146V147H71ZM90 145V146H89ZM94 145H95V147H94ZM211 145V146H210ZM43 146V147H42ZM45 146V147H44ZM86 146H88L89 147V149H90V151H92L91 149L93 148V150L95 151V152H97V154L98 155H96V153L94 152V151H92V152H89V150L87 149L88 147H86ZM93 146V147H92ZM96 146H97V148H96ZM99 146V147H98ZM104 146V147H103ZM3 147V149H1ZM62 147V148H61ZM72 148V149H69V148ZM104 149H103V148ZM105 147L107 148V150L105 149ZM110 147V148H109ZM202 147H204V148H202ZM246 147V148H245ZM254 147V148H253ZM7 148V149H6ZM54 148H56V149H54ZM68 148V149H67ZM101 148V149H100ZM191 148V149H192ZM257 148V149H256ZM261 148V149H260ZM85 150V151H83V150ZM96 149V150H95ZM98 149H100V150H98ZM112 150V152L110 151V150ZM202 149H203V152H202ZM245 149V150H244ZM254 149V150H253ZM255 149H256V151H255ZM26 150V151H25ZM65 150H68L67 152H64ZM82 150V151H81ZM87 150V151H86ZM132 150H133V148H132ZM251 152H250V151ZM22 151V152H23ZM29 151V152H28ZM103 151V152H102ZM107 151V152H106ZM245 153H244V152ZM23 152V154L25 155V153ZM69 152V153H68ZM78 152V153H77ZM89 152V153H88ZM101 152V154L99 155V153ZM135 152V153H134ZM239 152V153H238ZM247 152V153H246ZM4 153V154H3ZM36 153H37V155L38 156H36ZM43 153V154H42ZM69 155H68V154ZM74 153V154H73ZM77 155H76V154ZM112 153V154H111ZM2 154V155H1ZM31 154L33 155V156H35V157H30L31 156ZM68 155V156H66V155ZM87 154H89V155H87ZM94 154V155H93ZM109 154V155H108ZM165 154H166V156L168 157V155L169 154H167V152H165ZM230 154V155H229ZM64 155H65V157H64ZM74 155V156H73ZM115 155V156H114ZM132 155L135 157V158H141V155H140V153H138V151H136L135 149L133 150V153H132ZM138 155V156H137ZM4 158H3V157ZM8 156H9V158H8ZM93 157V158H95V160L93 159V158H90V157ZM114 157V158H112V157ZM233 156H235V157H233ZM12 157V159L10 160V161H12V163L13 164H11L10 162H9V159ZM38 157V158H37ZM71 157V158H70ZM80 157V158H79ZM120 158V161L118 160L119 158ZM37 158V159H36ZM77 158H79V159H77ZM208 158V159H207ZM1 159H5V160H2V162H1ZM6 159H7V161L8 162H6ZM80 159H81V161H80ZM85 159V160H84ZM204 159V160H203ZM231 159H233V160H231ZM255 159V160H254ZM78 160V161H77ZM91 160H93V161H91ZM4 161V162H3ZM88 161V162H87ZM96 161V162H95ZM98 161V162H97ZM234 161V162H233ZM81 162L82 163H85V164H81ZM92 162H94V163H92ZM5 163L6 164H8V163H10V164H8V165H5ZM17 163V164H16ZM90 163V164H89ZM232 163V164H231ZM234 163V164H233ZM252 163V164H251ZM130 164V165H129ZM230 164V165H229ZM12 165V166H11ZM17 165V166H16ZM79 165H81V166H79ZM82 165H84V167L82 166ZM88 165V167L87 168H89V166H90V169L89 170H83V169H87L86 168V166ZM211 165V166H210ZM255 165V166H254ZM9 166H10V169H12V171L9 169ZM13 166H15V167H13ZM82 167L81 169H82V171H81V169L79 170V169H77V168H79V167ZM95 168V169H93V167ZM227 166V167H226ZM235 166H236V168H235ZM12 167V168H11ZM16 167H18V168H16ZM254 169H253V168ZM14 168H16L15 169V171H13V169ZM76 168V169H75ZM121 168H123L122 170H121ZM216 168V169H215ZM10 170V171H8V170ZM73 169H75V171L73 170ZM125 169V170H124ZM215 169V170H214ZM97 171L96 172V174H94V172L95 171ZM213 170V171H212ZM253 170V171H252ZM49 171V172H48ZM65 171V172H64ZM67 171V172H66ZM73 171V172H72ZM90 171V172H89ZM93 171V173H91ZM117 171V172H116ZM211 171V172H210ZM218 173H217V172ZM8 172H9V175H8ZM75 172H77V173H75ZM81 172V173H83V174H79V173ZM87 172H88V177L86 178V176H87ZM122 172H123V174H122ZM62 173H66L65 175H63ZM115 175H114V174ZM214 173V174H213ZM5 174H6V176H5ZM86 174V175H85ZM91 174V175H90ZM93 174V175H92ZM100 174V175H99ZM108 174V175H107ZM113 174V175H112ZM122 174V176L121 177H118V176H120V175ZM126 174V175H125ZM213 174V175H212ZM39 175V174H38ZM76 176L77 175V179H73V178H75V177H73V176ZM83 175V176H82ZM91 177H90V176ZM103 176V180L101 181V179L99 180V178H102V176ZM125 175V176H124ZM131 175V176H130ZM210 175V176H209ZM51 176V177H50ZM78 176H80V177H78ZM95 177V179H94V177ZM98 176V177H97ZM101 176V177H100ZM124 176V177H123ZM127 176V177H126ZM211 176H213V177H211ZM215 176V177H214ZM66 177V178H65ZM82 177V178H81ZM96 177H97V179H96ZM105 177L108 179L109 178V180H110V183L111 184H108L105 180ZM114 178V180L112 179V178ZM61 178V179H60ZM68 178V179H67ZM78 178H79V180L81 179V181L79 182L78 181ZM83 178H84V180H83ZM88 178H90V179H88ZM132 178H134V179H132ZM138 178V177H137ZM219 179H222L221 177H218ZM65 179V180H64ZM117 179H118V181H117ZM123 179H125V180H123ZM126 179H127V182H126ZM55 180H57V181H55ZM60 182H59V181ZM73 180V181H72ZM77 180V181H76ZM92 180V181H91ZM121 180V181H120ZM36 181H38V182H36ZM63 181H64V183H63ZM67 181V182H66ZM69 181H72L71 182V184H72V186H70V182ZM83 181H85V182H83ZM90 181V182H89ZM100 181V182H99ZM103 181H105L104 182V184H103ZM116 183H115V182ZM124 181V182H123ZM98 182V184H96ZM130 182V183H129ZM90 183H92L93 184V186L94 187H92V184L90 185ZM114 185H113V184ZM119 183V184H118ZM126 183V184H125ZM130 185H129V184ZM123 184H124V186H123ZM38 185V186H37ZM91 186L90 188H93L94 189V192L92 191V189H89V186ZM105 185H107L108 187H110V188H108L107 186H105ZM126 185V186H125ZM38 188H37V187ZM79 186V187H80ZM98 186V187H97ZM99 186H101V188L99 187ZM103 186V187H102ZM121 186V187H120ZM123 186V187H122ZM28 187H29V189H28ZM106 187V188H105ZM125 187H127V189L125 188ZM129 187V188H128ZM108 188V189H107ZM124 188V189H123ZM98 190V192L97 193H95V191L96 190ZM111 189V190H110ZM122 189V190H121ZM106 190H110V191H106ZM24 191V192H23ZM43 191V192H42ZM65 191V192H64ZM67 191V192H66ZM126 191V192H125ZM127 191H129V192H127ZM41 192V193H40ZM63 192H64V195H63ZM263 193V194H262ZM58 194V195H57ZM61 194V195H60ZM82 194H83V197H82ZM102 195V196H100V195ZM127 194V195H126ZM29 195H30V197H29ZM48 195H50V196H48ZM67 195V196H66ZM84 195H86L85 197H84ZM111 197H110V196ZM46 196H48V197H46ZM52 196V197H51ZM104 196V197H103ZM133 196H134V198H133ZM34 199H33V198ZM44 197H46V198H44ZM75 197H77V198H75ZM79 197H80V199H79ZM108 197V198H107ZM110 197V198H109ZM128 197L131 199V201L128 199ZM105 198H107L106 200H105ZM116 198V199H115ZM118 199V200H117ZM121 200V202H120V200ZM127 201H126V200ZM134 199V200H133ZM54 200V201H53ZM87 200V201H86ZM113 202H112V201ZM116 200V201H115ZM129 200V201H128ZM32 201V202H31ZM83 201V202H82ZM85 201V202H84ZM94 201H97V202H94ZM125 201V202H124ZM134 201H135V203H134ZM137 201V202H136ZM38 202H41V204H42V207L40 206V205H37V203ZM89 202H91V203H89ZM100 202V206H99V203ZM102 202V203H101ZM104 202V203H103ZM120 202V203H119ZM131 202L133 203L132 204V206H135V208L134 207H130V205H131ZM83 203V204H82ZM117 203V204H116ZM119 203V204H118ZM128 203V204H127ZM36 206H35V205ZM75 204V205H74ZM124 204V205H123ZM130 204V205H129ZM102 205H104V206H102ZM123 205V206H122ZM125 205H126V208H124L125 207ZM262 205V206H261ZM3 206H5L4 204H3ZM7 206V205H6ZM75 206H77V208L75 207ZM120 206V207H119ZM12 207H14V208H12ZM16 207V208H15ZM83 207V209L85 210H83V209H81ZM138 207L139 208H141V209H138ZM257 207V211H256V208ZM258 207H259V209H258ZM263 207V208H262ZM8 208H10V205H9V207ZM103 208H106V209H103ZM153 208V209H152ZM6 209H7V207H6ZM13 209V210H12ZM15 209V210H14ZM110 209V210H109ZM124 209V210H123ZM126 209V210H125ZM128 209V210H127ZM129 209H130V211H129ZM135 209H138L139 211H138V213H137V210H135ZM148 209V210H147ZM158 209V210H157ZM10 210V211H9ZM80 210V211H79ZM133 210H135L134 211V213L132 212ZM152 210H153V212H152ZM157 210V211H156ZM263 210V211H262ZM13 211V212H12ZM85 213L86 211L88 212H86V214H83V212ZM146 211H147V213H146ZM0 212H1V210H0ZM33 214H32V213ZM118 213H115V215L116 214H118ZM133 213V214H132ZM3 216H2V215ZM6 214V213H5ZM5 214L4 213H0V219H2V218H5L6 219V217H5ZM88 214H89V216H88ZM144 214V215H143ZM81 215H84V216H82V217H84V219L81 217ZM91 215V216H90ZM90 217V218H89ZM259 217V218H258ZM87 220H86V219ZM262 218V219H261ZM95 219V220H94ZM84 220H86V221H84ZM89 220H93V224L91 223V221H89ZM261 220V221H260ZM90 222V224H89V222ZM259 221V222H258ZM45 222H47L46 224H45ZM84 222H86V223H84ZM94 222H95V224H94ZM97 223V224H96ZM259 223H261V224H259ZM30 224V225H29ZM50 225V227H49V225ZM99 224V225H98ZM48 225V226H47ZM97 225V226H96ZM113 225V226H112ZM26 226V227H25ZM116 226V227H115ZM260 226V227H259ZM33 227V228H32ZM46 227H48V228H46ZM58 229V230H57ZM98 229V230H97ZM263 231H262V230ZM60 230V231H59ZM103 230V231H102ZM113 230V231H112ZM117 230V231H116ZM120 230V231H119ZM30 231V230H29ZM50 231V232H49ZM96 231H98V232H96ZM120 233H119V232ZM61 232V233H60ZM62 232H64V233H62ZM110 232V233H109ZM60 233V234H59ZM99 233V234H98ZM100 233H104L102 236L100 235ZM66 234V235H65ZM95 234H98V235H96L95 236ZM100 235V236H99ZM95 236V237H94ZM68 237V238H67ZM86 237H88L89 238V240H87L86 239ZM62 240H61V239ZM84 238V239H83ZM68 239L69 240H71V243L68 241ZM102 239H104L103 241H102ZM80 240V241H79ZM75 241V242H74ZM82 241V242H81ZM84 241V242H83ZM142 241H144V242H142ZM140 240V241H134L133 242V244L132 243H130V244H128V245H126L124 242H121V244L119 245V246H117L116 248H111V250H110V248H104V247H101L100 248V246H99V249H101V251H99L100 253L98 254H95V253H89L90 255H92L93 257H95L94 259H96L97 258V255L100 257V255H101V258L104 260V262L102 263V264H110L111 263V259H109V258H111V257H113V256H115L116 257V255H117V257L119 258V261H120V264H145V263H147V264H149V262H150V264H154V263H152L151 261H149L148 260V258H147V260H146V256L144 255L143 256V254H144V252H147V250L149 251V250H151V246H152V242L151 241H153V236H151V237H147V238H144L143 240ZM67 242V243H66ZM78 242H79V244H78ZM137 244H136V243ZM76 243H77V245H76ZM125 244V245H124ZM135 244V245H134ZM69 246V247H68ZM123 246H126V248H124ZM133 246H135L136 248H134ZM143 249H142V248ZM123 248V249H122ZM133 248V249H132ZM118 249V250H117ZM120 249V250H119ZM125 249V250H124ZM61 250V251H62ZM104 250H106V251H104ZM134 252H132V251ZM142 250H144V251H142ZM71 251V252H70ZM103 251V252H102ZM119 251V252H118ZM121 251V252H120ZM127 252V253H125L124 255H123V253L124 252ZM131 251V252H130ZM7 252V251H6ZM140 252V253H139ZM62 253V252H61ZM78 253V254H77ZM113 253V254H112ZM104 254H106V255H104ZM111 256H110V255ZM128 254H130V255H128ZM136 256H134V255ZM82 255V256H81ZM139 255H141V256H139ZM108 256H110V257H108ZM129 256V257H128ZM131 256V257H130ZM81 257V258H80ZM127 257H128V259L130 260H127ZM76 260H75V259ZM77 258H78V260H77ZM121 258H122V260H121ZM5 259H7V257L5 258V257H1L0 258V264H10L11 262H8V261H10L9 259H8V261L7 260H5ZM81 259V260H80ZM124 259H126V260H124ZM6 262H5V261ZM108 260V261H107ZM132 260V261H131ZM83 261H84V259H83ZM125 261V262H124ZM126 261H127V263H126ZM145 261H147V262H145ZM218 261H219V259H218ZM107 262V263H106ZM109 262V263H108ZM122 262V263H121ZM36 264L33 260H32V258L30 257V255L27 253V252H25V253H23V255H22V260H21V264ZM80 263V264H81ZM85 263V261L82 263V264H84ZM12 264V263H11ZM86 264V263H85ZM112 264V263H111ZM208 264H212V263H210V262H208ZM213 264H216V263H214L213 262ZM229 264H233V260H232V258L230 259V262H229Z\"/></svg>", "mask_w": 264, "mask_h": 264}]
</instances>
